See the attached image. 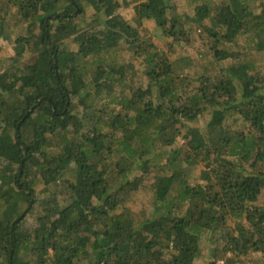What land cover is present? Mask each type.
Instances as JSON below:
<instances>
[{"label": "trees", "instance_id": "16d2710c", "mask_svg": "<svg viewBox=\"0 0 264 264\" xmlns=\"http://www.w3.org/2000/svg\"><path fill=\"white\" fill-rule=\"evenodd\" d=\"M253 1L201 0L180 15L169 0H136L138 25L152 21L170 47L190 41L189 25L210 37L220 68L193 77L192 59L133 28L120 0H0V40L12 8L26 23L11 51L0 44L11 61L0 72V264H196L203 232L209 264H264V66L235 60L245 40L264 54V0ZM126 52L145 80L130 92L114 88L134 74ZM205 112L206 131L185 125ZM149 176L153 211L137 219L124 203Z\"/></svg>", "mask_w": 264, "mask_h": 264}, {"label": "rangeland", "instance_id": "374dc122", "mask_svg": "<svg viewBox=\"0 0 264 264\" xmlns=\"http://www.w3.org/2000/svg\"><path fill=\"white\" fill-rule=\"evenodd\" d=\"M201 0H169V4L174 11L178 14H187L192 15L194 12V8L196 5L200 4ZM223 0H207L208 3L212 5H216ZM122 6L117 10L119 13L133 28L139 30H143L146 35L151 38L152 42H154L161 50L170 52L172 56H189L192 59V66L189 70V74L193 77L196 76L199 72L204 70H208L210 73H215V71L220 68L219 64L215 63L212 58L210 52V45L212 44V40L210 37L205 34L203 31L198 29H189V39L190 41L186 44L184 43H175L172 47L169 46V42L171 41L168 38H162L160 35V31L155 27L152 21H144L142 25H138L134 17V5L137 3L136 0H120ZM123 2H128V4L124 5ZM259 0L253 1V6H257ZM61 3L62 0H61ZM91 18L86 19L85 22L90 23ZM84 24V23H81ZM2 26L4 31L10 36L6 37L4 40H0V44H4L7 46L8 50L11 51V44L14 38L19 34L26 33V23L22 22V18L16 13L15 8L3 16ZM84 26H86L84 24ZM244 46H243V45ZM240 45H238L239 57L236 56L235 60L244 61L247 63L252 70L262 71L264 66V54L262 52H257L251 49L246 42V40ZM247 45V46H246ZM234 50H237L234 48ZM24 60H22L25 64L32 61V57L26 54ZM132 56V57H131ZM126 57L128 59H133L132 63L134 66V74L131 75L126 81L115 83V90L125 89V91L130 92V87L135 86H145V80L141 77V72H143V65L141 62V58H133L132 53L126 52ZM229 62H224L222 66H227ZM11 65V61L8 60H0V72L4 69L9 68ZM130 75V73H128ZM118 100V97H116ZM109 101V98H104L102 102ZM110 107L118 108L119 105L117 103L111 102L109 104ZM211 114L209 112H205L202 116H200L197 120L192 122H186V126L197 127L201 131H206L207 122L210 120ZM233 128H239L238 126H233ZM186 127L182 128V133H185ZM184 142V139L181 135L176 137L175 146H180ZM116 157L115 155H111L110 158ZM201 164L194 167L192 174L189 176V182L192 184L195 182H199L198 175L200 173ZM140 170L134 169L130 175H139ZM153 182L152 176H149L144 180V183L140 185L127 201L124 203V207L128 208L133 216L137 219L142 217H146L150 215L153 211V201L154 195L151 190V184ZM264 202V192L261 193L258 199V203ZM25 226L28 228H32L35 224V220L33 218V214L26 217ZM212 233H204L202 235V239L200 242V254L196 259V264H209L211 262L212 248L214 246V240L212 239ZM251 256L258 257V254L253 253L244 260L249 259ZM214 264H224L222 259H218L214 262Z\"/></svg>", "mask_w": 264, "mask_h": 264}]
</instances>
